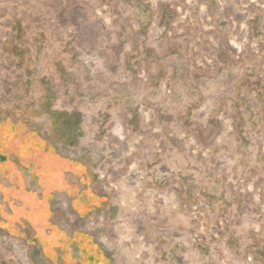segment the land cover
I'll return each mask as SVG.
<instances>
[{"label":"rangeland","instance_id":"1","mask_svg":"<svg viewBox=\"0 0 264 264\" xmlns=\"http://www.w3.org/2000/svg\"><path fill=\"white\" fill-rule=\"evenodd\" d=\"M19 111L87 163L114 264H264V0H0ZM39 253L0 231V264Z\"/></svg>","mask_w":264,"mask_h":264},{"label":"crops","instance_id":"2","mask_svg":"<svg viewBox=\"0 0 264 264\" xmlns=\"http://www.w3.org/2000/svg\"><path fill=\"white\" fill-rule=\"evenodd\" d=\"M8 114L0 119V231L39 247L44 264H114L82 229L108 204L87 163L60 155L20 111Z\"/></svg>","mask_w":264,"mask_h":264}]
</instances>
